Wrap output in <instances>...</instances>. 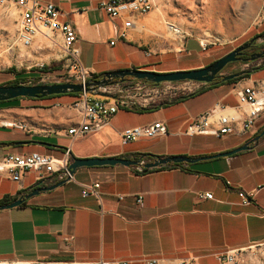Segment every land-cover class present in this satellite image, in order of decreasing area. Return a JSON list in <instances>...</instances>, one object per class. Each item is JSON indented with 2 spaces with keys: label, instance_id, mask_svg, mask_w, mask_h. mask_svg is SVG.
<instances>
[{
  "label": "crops",
  "instance_id": "0c3cea01",
  "mask_svg": "<svg viewBox=\"0 0 264 264\" xmlns=\"http://www.w3.org/2000/svg\"><path fill=\"white\" fill-rule=\"evenodd\" d=\"M38 1L55 4L75 25L79 60L91 77L101 78L107 71L126 68L155 72L194 69L217 58L214 49H203L195 38H187L177 49L169 47L161 31L167 22L165 0H155L151 10L136 17L127 38H116L113 45L109 41L116 37V27L122 21L109 18L99 9V0ZM234 4L238 20L232 24L233 30H244L245 35L252 30L259 32L264 14L252 29L248 26V0H235ZM188 40L193 43L190 48ZM237 63L238 70L258 68L233 82L192 83L183 95L158 106H144L153 107L148 110L132 105L120 107L104 130L80 137L84 146L76 149L65 133L75 114L53 105L68 104L79 94L0 102V159L6 153L30 152L60 158L69 149L70 158H144L147 162L151 160L149 154L203 156L239 147L262 129L264 112L254 121L253 130L244 134L190 137L184 133L192 116L215 103L235 106L243 87L264 80V57ZM159 120L165 125V135L132 141L143 146L120 143L121 130ZM14 121L25 122L32 132L1 124ZM108 131L115 135L112 140L104 138ZM249 146L227 156L180 166L161 165L144 173L120 164L78 167L73 180L0 210V264L98 259H125L138 264L139 259L152 256H193L198 264H220L216 255L229 249L248 252L263 248L264 187H258L264 183V135ZM58 181L53 174L52 181L41 186ZM37 182L33 172H24L19 181H14L8 169L1 170L0 204L29 193ZM93 183L99 184L98 197H83L82 185ZM239 191L253 193L249 204L240 202ZM206 192L213 198L199 196Z\"/></svg>",
  "mask_w": 264,
  "mask_h": 264
},
{
  "label": "built area",
  "instance_id": "2783aa9c",
  "mask_svg": "<svg viewBox=\"0 0 264 264\" xmlns=\"http://www.w3.org/2000/svg\"><path fill=\"white\" fill-rule=\"evenodd\" d=\"M155 4V0H99L98 8L103 10L111 19H121V26L116 27V37L109 41L113 45L116 38H127V30L133 26L137 16L145 14ZM0 6L15 10L16 24L14 43L21 49V60L32 62L37 77L41 80L50 78L53 82H85L91 79V73L82 66L79 60V48L77 46V32L75 25L64 17V12L51 2L41 3L38 0H0ZM8 14V13H7ZM9 16V15H8ZM166 31L172 33L174 41L178 46H182L187 39L183 29L174 22L165 24ZM199 41V40H198ZM202 48L205 44L199 41ZM59 48L62 58L68 61L70 67L66 78L63 80L49 71H46L45 62L42 60L30 59L28 51L53 52ZM184 83L182 89L174 87L172 95L185 89L189 90V85L197 83L188 81ZM171 83V82H168ZM138 88L160 93V84H153L139 80ZM152 100V98H149ZM163 102V101H162ZM159 102L158 104L162 103ZM132 99H124L115 94V98L109 101L106 98H96L91 94L82 92L78 98L68 104L55 103L53 106L65 107L71 110L76 118L71 122L65 133L71 139L83 137L89 133H96L104 130L110 117L117 112L120 107L134 105ZM157 105V104H155ZM141 106V105H139ZM153 106V105H152ZM144 107V106H143ZM264 112V80L257 81L254 85L243 87L237 93V105L227 106L215 103L211 108L190 118L184 133L187 136L205 135L222 137L227 134H244L253 130V123ZM4 126L15 127L26 133H31L32 129L23 121L1 122ZM166 134V128L162 121L127 127L118 133L121 144H126L141 138H156ZM69 149L60 158L38 152L6 153L0 159V171L8 169L11 178L19 181L24 172H33L38 181H52L54 174L57 180H73V175L69 169L70 163ZM145 162L144 158L139 160V164L134 166L136 172L141 173ZM264 187V183L258 188ZM98 183L83 184L81 195H95L98 197ZM257 188V189H258ZM200 197L212 199L210 192L199 193ZM238 196L242 204L251 202L253 193L239 191ZM137 203L141 205V198L137 197ZM243 249H229L216 255L220 264H234L240 260ZM131 260L125 259H98L95 261H65L48 264H130ZM25 264H43L41 261H29ZM138 264H198L196 257L185 258H165V257H145L138 260Z\"/></svg>",
  "mask_w": 264,
  "mask_h": 264
},
{
  "label": "rangeland",
  "instance_id": "374dc122",
  "mask_svg": "<svg viewBox=\"0 0 264 264\" xmlns=\"http://www.w3.org/2000/svg\"><path fill=\"white\" fill-rule=\"evenodd\" d=\"M223 1L226 3V12H220L218 10L214 12L211 10V7L221 4ZM234 3L235 0H165L163 7L166 12L164 13L166 21L178 24L183 29L186 38H195L202 41V43L205 44V48L214 49L215 56L218 57L226 54L228 50L235 48L238 44L240 45V42L252 38L253 33L258 34L264 29L263 21L258 28L259 32L252 30L249 34L245 35L243 34L244 30H233L234 26H232V24L236 23L238 20ZM248 5L250 9V22L248 26L252 28L259 22L261 16L264 14V0H248ZM15 13V10L12 8L8 9L0 6V83L14 81V73L8 72V69L11 67L14 68V72L24 71V74L28 77L26 80L23 78L18 79L17 81L21 82L19 84L48 83L51 81L50 78H45L43 80L33 78L37 76L34 65L29 67L32 62L21 60L22 51L14 43L16 24L13 19L16 17ZM10 14L11 16L9 17L8 15ZM225 16L227 20H225ZM164 28L161 31H163L164 38L168 41L169 47L177 49L178 45L173 40V34L164 30ZM242 34L243 36H240ZM261 37V41L258 40V38L261 39L260 37L254 41V46H252L251 51H259L258 49L264 46V35ZM188 41V47L190 48L193 43L192 40ZM27 55H30V59L44 61L46 71L54 73V75L60 77L61 80L66 78L70 67L68 61L62 58V52L59 48H56L53 52H47L46 50L34 52V50H30ZM45 57L47 58L45 59ZM237 62H232L227 65L221 73L227 74L238 71ZM138 81L139 80L127 78L124 82L114 84V87L108 88V86L105 88V91L122 96L124 99H132L135 101V104L132 106H152L162 101L165 102L174 99L189 91L185 89L177 92L176 95H172L173 89H176L174 87L182 89L184 83H189L188 81H180L171 83L161 82L159 83L162 89L160 93L154 94L152 91L148 93L146 89L138 88L136 85ZM93 96L96 98H105L96 95ZM149 98H152V100ZM106 99L109 101L113 100L111 98ZM114 136V133L109 131L104 134V138L108 140H112ZM131 145L143 146V143L132 142ZM73 146L75 149L84 146L83 139L77 138L73 140ZM248 261L251 264H264V247L248 252L243 251L240 260L237 262Z\"/></svg>",
  "mask_w": 264,
  "mask_h": 264
},
{
  "label": "water",
  "instance_id": "95a60500",
  "mask_svg": "<svg viewBox=\"0 0 264 264\" xmlns=\"http://www.w3.org/2000/svg\"><path fill=\"white\" fill-rule=\"evenodd\" d=\"M257 37L249 39L247 42L240 44L217 58L212 63L194 69L187 70H174L167 72H155L148 70H138L135 68H126L113 71L105 72L99 79H88L85 82H53V83H35V84H0V101H6L18 97H29V98H43L50 95H59L67 93H88L91 95L101 96L105 98L114 99L115 95L105 91L108 86L124 82L127 78L142 80L145 82H150L153 84H159L161 82H180V81H193V82H203L206 84H215L218 82H224L229 79L242 77L245 74H249L256 70L258 66L251 67L249 69H240L235 72L222 74L223 68L232 62L240 61L242 63H248L255 61L264 57V46L259 51L250 53L248 56H243L244 51L251 47L252 42H254ZM219 77L218 80L215 78ZM264 135V126L252 139L242 144L234 149L214 153L211 155L203 156H185V155H175L158 157L150 155V161L143 162L142 166L144 168H154L161 165H166L170 163H185L190 164L199 160H206L211 158H217L221 156H227L238 152L243 149L250 148L249 144L256 143ZM46 146H53L49 143L40 142ZM69 163L70 172L73 174L74 170L78 167L83 166H98V165H124V166H135L139 164V160L128 159L123 157H89V158H77L71 156ZM65 180L58 181L50 185H42V181H38L35 185L36 187L32 189L29 193H24L20 195L17 199L9 203L0 204L1 209L11 208L22 204L29 197L39 193L40 191L51 190L60 184L64 183Z\"/></svg>",
  "mask_w": 264,
  "mask_h": 264
},
{
  "label": "trees",
  "instance_id": "16d2710c",
  "mask_svg": "<svg viewBox=\"0 0 264 264\" xmlns=\"http://www.w3.org/2000/svg\"><path fill=\"white\" fill-rule=\"evenodd\" d=\"M264 35V29L262 30V32H259L258 34H256V37H261V36H263ZM253 38V37H252ZM251 39V38H250ZM249 39H247V40H244V41H242V42H240V44H243V43H245V42H247ZM239 45V44H238ZM222 56V55H221ZM218 58V57H217ZM217 58H215L214 60H212V61H210L208 64H210V63H212L213 61H215ZM229 64H231V63H228L227 65H229ZM226 65V66H227ZM225 66V67H226ZM224 67V68H225ZM223 68V69H224ZM8 72L9 73H14V81H10V82H3V83H0V84H5V85H9V84H13V85H15V84H19V83H21V82H19V81H17L18 79H28V77L24 74V71H22V72H14V68H10V69H8ZM30 74V73H29ZM21 75V76H20ZM33 78H38L37 76H34ZM92 79H99V77H97V76H92L91 77ZM241 77H237V78H233V79H229V80H227V81H224V82H233V81H235V80H239ZM67 94H79V93H67ZM60 95H63V94H59V95H50V96H60ZM50 96H46V97H50ZM18 98H21V97H18ZM44 98V97H43ZM15 99V98H14ZM11 100V99H10ZM7 101V100H6ZM0 102H3V101H0ZM160 104H163V103H160ZM160 104H157V105H155V106H158V105H160ZM154 106V107H155ZM139 110H148V109H150V108H153V107H142V106H136ZM150 155L151 154H149L148 155V157L150 158ZM152 156H154V155H152ZM183 163H170V164H168V166H180V165H182ZM167 166V165H166ZM161 167V166H160ZM150 169H148V168H144L143 167V169H142V171H141V173H144V172H147V171H149Z\"/></svg>",
  "mask_w": 264,
  "mask_h": 264
},
{
  "label": "bare ground",
  "instance_id": "6f19581e",
  "mask_svg": "<svg viewBox=\"0 0 264 264\" xmlns=\"http://www.w3.org/2000/svg\"><path fill=\"white\" fill-rule=\"evenodd\" d=\"M211 10L212 11H216V10H218V11H220V12H226V3H225V1H223V3H221V4H218V5H216L215 7H211ZM11 16V14L9 15V17ZM164 17V16H163ZM8 18V17H7ZM226 18V19H225ZM225 20H227V17L225 16ZM164 22V21H163ZM168 22H170V21H167L166 23H168ZM161 23V22H160ZM165 23V24H166ZM163 27H165V25L163 26ZM165 30H166V28H165ZM56 54V53H55ZM30 56V55H29ZM28 56V57H29ZM56 56V55H55ZM58 56V55H57ZM30 58V57H29ZM34 58H37V57H34ZM47 57H45V59H46ZM37 59H40V58H37ZM34 60V59H33Z\"/></svg>",
  "mask_w": 264,
  "mask_h": 264
},
{
  "label": "flooded vegetation",
  "instance_id": "af4514ba",
  "mask_svg": "<svg viewBox=\"0 0 264 264\" xmlns=\"http://www.w3.org/2000/svg\"><path fill=\"white\" fill-rule=\"evenodd\" d=\"M252 46H254V42H252L251 47H250L249 49H247V50L244 51L243 56H248L250 53L253 52V51H251V50H252ZM261 48H262V47H260L258 50H260ZM215 79L218 80L219 77L217 76V78H215Z\"/></svg>",
  "mask_w": 264,
  "mask_h": 264
}]
</instances>
